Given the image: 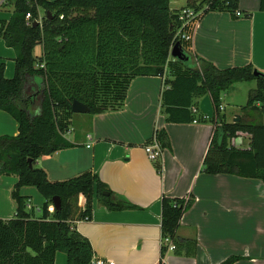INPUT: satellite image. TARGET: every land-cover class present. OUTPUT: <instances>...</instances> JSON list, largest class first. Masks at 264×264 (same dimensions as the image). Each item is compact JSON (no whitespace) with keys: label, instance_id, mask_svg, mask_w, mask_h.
<instances>
[{"label":"trees","instance_id":"1","mask_svg":"<svg viewBox=\"0 0 264 264\" xmlns=\"http://www.w3.org/2000/svg\"><path fill=\"white\" fill-rule=\"evenodd\" d=\"M172 1L179 0H13L10 19L0 21V38L15 53L12 78L4 76V64H0V110L16 121L18 134L0 137V176L13 175L17 181L12 193L15 213L9 220L0 219V264H54L56 252L66 255L67 264H92L93 250L74 233L72 224L92 219L94 201L107 211L139 209L112 193L96 173L51 182L35 162L73 147L64 134L74 100L86 105L91 115L117 108L132 78L164 75L176 41L186 61L174 60L184 72L176 73L169 84L164 81L161 112L166 122L213 125L202 160L204 173L264 184V125L244 118L264 105V73L252 65L218 69L193 58L183 47L185 41L175 36L181 27V10L198 11L205 2L183 0L185 6L173 9ZM237 1L213 0L206 12L233 15ZM39 10L44 12L42 18ZM259 10L264 11V0H259ZM37 45L42 47L39 60L33 54ZM241 82H255L256 89L240 108L244 117L228 123L220 111V98ZM204 96L213 106L211 120L190 110ZM240 135L249 137L245 149L230 145ZM157 138L165 147V132H157ZM22 187L35 188L43 198L38 210L30 206L29 197L18 194ZM54 197L60 200L59 210H51ZM192 204L193 199H160L159 264L167 253L165 240L174 246L176 256L196 255V240L177 235L180 220ZM239 259L231 256L220 264Z\"/></svg>","mask_w":264,"mask_h":264},{"label":"crops","instance_id":"2","mask_svg":"<svg viewBox=\"0 0 264 264\" xmlns=\"http://www.w3.org/2000/svg\"><path fill=\"white\" fill-rule=\"evenodd\" d=\"M236 9L242 17L209 11L186 22L181 33L189 39L183 47L193 58L208 61L218 69L252 65L264 73V11L259 10V0L249 4L238 0ZM13 11V0H0V21H8ZM43 15L39 10V17ZM33 54L40 59L41 45L34 48ZM14 59V51L0 38V64H4L7 79L13 77ZM169 64L162 77L132 78L117 108L94 115L75 114L83 127L68 125L64 134L73 147L38 158L35 167L43 169L51 182L91 171L112 193L139 208L107 211L94 201L92 219L72 224L74 233L93 250V261L159 264L160 199L165 196L193 199L180 220L177 235L195 239L197 251L191 258L167 252L163 264H220L231 256L240 258L233 264H264V184L235 175L204 173L202 160L213 125L166 122L161 112L164 81L169 84L176 73L184 72L174 60ZM255 89V82L236 83L221 96V114L226 122L244 117L240 108ZM258 107L259 111L249 114L251 118H244L264 125V105ZM32 110L37 108L33 106ZM72 115L69 123L73 122ZM159 131L165 132L166 145L160 157L150 161L144 146ZM17 134L16 121L0 110V137ZM248 144L247 135L230 140V145L239 149ZM13 189L8 188L7 193L14 202ZM18 194L29 197L35 210L44 203L33 187H22ZM9 214L0 211V218H8ZM54 264H67L66 255L56 252Z\"/></svg>","mask_w":264,"mask_h":264},{"label":"built area","instance_id":"3","mask_svg":"<svg viewBox=\"0 0 264 264\" xmlns=\"http://www.w3.org/2000/svg\"><path fill=\"white\" fill-rule=\"evenodd\" d=\"M211 1H213V0H198V2H205L202 9L198 10V11H196L192 8H185V9L181 10V13H180L181 27L176 32V36H175V38L177 40L187 41L189 39L188 37H186L185 35H183L181 33L182 28L184 27L186 22L194 20V19L200 17L203 13H205L208 10V7H209V4L211 3ZM234 15H235V17H242V14L239 11H235ZM25 19H26L27 24H28L29 15H27L25 17ZM176 43H179V41L178 42L176 41ZM173 45L171 46L170 51H171ZM169 55H170V52H169ZM39 66L43 67V64H40ZM190 110H191L192 114H194V115H198V113H201L198 109V105L193 106ZM220 111H222V106H220ZM193 123H196V122L194 121ZM161 151H162V147H161V144L157 138V133H154L152 138H151V141L146 146H144V152L146 153L148 160L155 161L156 159H158V157H160ZM184 200H185V202L187 201V199H184ZM52 209L53 208H51V210ZM165 244L167 245V252H172L174 250V246L168 240H165ZM92 264H105V262L102 260H96V261H93Z\"/></svg>","mask_w":264,"mask_h":264},{"label":"water","instance_id":"4","mask_svg":"<svg viewBox=\"0 0 264 264\" xmlns=\"http://www.w3.org/2000/svg\"><path fill=\"white\" fill-rule=\"evenodd\" d=\"M47 16H50V14L47 12ZM35 25L38 24L37 22L34 23ZM170 57L173 60H178V61H186V58L184 57V54L181 51V47L179 43H176L173 45L171 51H170ZM198 109L202 113V115L208 119L211 120L214 118V110L213 106L211 103V100L208 96H204L198 101ZM71 112L73 114H86L89 112V109L86 105L74 100L71 104ZM238 118H235L233 123L238 122ZM29 162L31 160H28ZM104 196H108V193H103ZM52 206L54 210H59L60 208V200L58 197H54L52 199Z\"/></svg>","mask_w":264,"mask_h":264},{"label":"rangeland","instance_id":"5","mask_svg":"<svg viewBox=\"0 0 264 264\" xmlns=\"http://www.w3.org/2000/svg\"><path fill=\"white\" fill-rule=\"evenodd\" d=\"M248 4L251 3L252 1L254 2V0H245ZM179 6H185V2L183 0H179V1H172L171 2V8H175V7H179ZM227 13V12H226ZM183 41V40H181ZM60 110V109H59ZM60 112V111H58ZM75 114L72 115V123L66 122L67 125H72L75 127H80L82 128L83 126L81 124H78V120L75 119ZM87 119H90V115H86ZM77 118H81V116L79 115ZM67 121V120H65ZM86 122V119H85ZM90 125V123L88 124ZM85 127L86 124H84ZM16 177L13 175H2L0 176V211H3V213L5 214H9L10 216L8 218H0L2 220H9L13 217L14 213H15V201L13 202V200L11 199L10 195H9V191L7 193V189H12L14 188V185L16 184ZM185 199H187V201L190 199L189 197H186Z\"/></svg>","mask_w":264,"mask_h":264}]
</instances>
